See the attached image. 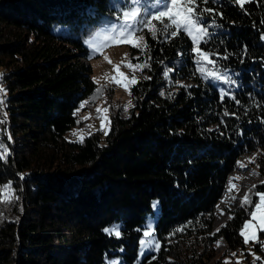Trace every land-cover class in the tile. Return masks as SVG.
<instances>
[{"label":"trees","instance_id":"obj_1","mask_svg":"<svg viewBox=\"0 0 264 264\" xmlns=\"http://www.w3.org/2000/svg\"><path fill=\"white\" fill-rule=\"evenodd\" d=\"M130 3L0 0V110L8 131L1 126L8 151L0 148V185L14 190L10 201L0 198V264H223L244 247L240 230L264 179L249 188L253 204H239L215 228L213 209L242 153L255 151L264 175V0H196L197 12L213 10L200 18L207 35L198 45L158 21L155 38L137 25L144 41L130 45L127 59L139 76L120 106L115 85L91 77L83 41ZM156 3L141 0L139 19ZM194 46L214 62L201 58L206 73L231 82L205 78ZM101 97L109 109L103 129L83 116ZM154 202L160 249L137 261ZM115 225L119 237L104 231ZM219 238L225 248L217 254ZM253 247L262 254L245 250V264H264V246Z\"/></svg>","mask_w":264,"mask_h":264},{"label":"rangeland","instance_id":"obj_2","mask_svg":"<svg viewBox=\"0 0 264 264\" xmlns=\"http://www.w3.org/2000/svg\"><path fill=\"white\" fill-rule=\"evenodd\" d=\"M246 0H242L244 2ZM241 2V3H242ZM120 19H117L115 21H112L107 24L100 25L97 27L94 32L91 35H88L84 39V44L87 47V60L91 65L92 72H91V77L98 83L101 84H114L115 85V92H114V97L119 100L118 105L120 106H126L129 101H130V95L129 91L125 90L124 87H121L119 84L114 83L112 81V77L116 76L118 77L119 81L123 84H127L128 89L133 82L135 81L136 78L139 76V72L136 70V65L132 64V67L129 68L126 65L130 63V61L127 59L129 50H130V45L129 43H122L119 45H112V46H107L104 47L100 52H96L95 54L93 53L92 48L89 46V41H92L94 37H96V34L102 31H105L109 28H111L114 24H119ZM138 28V26H137ZM143 37L144 38V33L142 32H135L130 39L133 41V43H138L141 44L143 43L144 39L141 41L138 39V37ZM125 54L126 58H125ZM105 57L108 59L106 60ZM86 60V61H87ZM108 60L111 61V63L108 62ZM115 65H120L119 72L114 71V66ZM122 74V75H121ZM2 93V92H1ZM100 109L101 112L97 113V109ZM104 109H108V104L106 102V97H101L96 99L93 103L89 104L86 109L83 110V116L87 119V122L89 125L93 128L96 127H101L102 124V119H103V124L104 127L106 128L108 125V115H109V109L107 111H104ZM5 116L1 115L0 113V122H2V126L6 130V134L8 133L7 131V126L5 125ZM0 130H1V125H0ZM83 128L76 129L74 128L73 131H71V134L69 135L70 137H77L80 134L84 133ZM73 133H76L75 135ZM3 150L1 149V152ZM256 156V152H244L242 153L237 160L236 167L229 173L225 188L221 194V198L217 200V202L214 204V219L216 221V225L219 226L220 224L223 223V220L231 215V211L237 207L239 204H241V198L243 195L247 192V190L253 186L256 182H259L264 179V175L260 174L257 165L254 161L252 160L253 157ZM243 164L244 166L241 167L240 165ZM258 173V175H253L252 173ZM239 177V179H235ZM232 181V183L236 186L235 188H232L231 191H229V181ZM232 197H235V199H232ZM259 200V197H258ZM217 205L220 207L217 208ZM222 210H221V209ZM229 212V216L225 211ZM221 211L223 214H221ZM157 209L156 206L154 207L153 213H150L146 217L145 221V227L143 228V232L147 230V226L149 222L152 224V237L156 240V234H155V228L154 224L157 219ZM251 217L249 216L246 220H250ZM245 220V221H246ZM244 221V222H245ZM256 224V227H250L249 229L246 230V234L250 237L248 243L246 244L244 242V247H240L237 251H235V255H228L226 254L223 257V264H225V261H227V264H234V262L237 264V261H239V264H245L246 259L245 255H249L251 258H255L257 256H260L262 254V251L260 249L254 248L253 244L255 242H260L261 246H264V234L261 231V225L258 222H254ZM216 226V227H217ZM143 232L142 235L139 239V241L143 237ZM253 234H255L254 238ZM149 237V238H152ZM147 239V238H145ZM244 239V237H243ZM217 241H220V246L217 247ZM214 248L215 252L218 254L223 251L225 248V243L223 239H217L214 243ZM153 249H144L143 254H141V245L139 243L138 245V253H137V261H139L145 253L151 251ZM245 250L248 251V253H245ZM111 264V263H110Z\"/></svg>","mask_w":264,"mask_h":264},{"label":"snow or ice","instance_id":"obj_3","mask_svg":"<svg viewBox=\"0 0 264 264\" xmlns=\"http://www.w3.org/2000/svg\"><path fill=\"white\" fill-rule=\"evenodd\" d=\"M203 4H207L208 0H201ZM242 0H237V3H241ZM141 7L143 5L141 4V0H131L130 5H126L120 12V16L118 19H120L119 24H114L111 28L99 32L96 34V37L92 41H89V46L92 48L93 53L100 52L104 47L112 46V45H119L122 43H129L132 44L133 47H140V44L133 43V41L130 39L134 35V33L138 30H142L137 28V25H142L143 28H147L149 33L155 38L156 36V24L153 23V21H158L161 24H164L165 30L168 28H173L174 30L171 32V36L175 37L180 34L181 31L186 33L193 42V45H198L199 40L202 36L207 35V29L203 26L201 23V17L204 12H212V9L209 8H203L200 12H197L196 9L199 7V5L196 3V0H167L165 3V0H157V3L155 5H152L153 8L158 9L157 11L148 12L147 8H145L143 15L147 17L146 19H139V17L142 15L141 13ZM167 21V23H165ZM139 40H143L144 38L138 37ZM146 47V45H145ZM192 52L196 55V64H197V70L205 76V78H208L209 76L215 78V79H224L226 82H231L227 76H219L215 72H207L204 67H201V58L207 59V53H205L202 49H200L198 46H194L192 48ZM125 54V58H126ZM226 58V57H225ZM107 60L108 58L105 57ZM109 63H111L110 60H108ZM207 63H214L211 59H207ZM127 67L131 68L132 65L129 63L126 65ZM143 67H148L147 63L143 65ZM120 65L114 66V71L119 72ZM122 75V74H121ZM146 79L148 77H145ZM112 81L114 83L119 84L121 87H124L125 90L128 89L127 84H123L119 81L118 77L113 76ZM131 82H135L134 80ZM2 91V89H0ZM102 92L101 88L96 89V93L100 94ZM225 95L224 92H221V96L223 97ZM234 99V97H233ZM238 102V101H237ZM83 107V105H81ZM108 109H104V111H107ZM127 110V107L125 108ZM101 110L98 108L97 113L99 117V113ZM227 114V113H225ZM103 119L101 128L103 129ZM74 135L76 133H73ZM106 134V133H105ZM82 142V137H81ZM0 148L4 149V154H7V148L0 144ZM0 158H3V156H0ZM255 157L252 158L254 161ZM241 167L244 165L241 164ZM253 175H258V173L253 172ZM239 179V177L235 178ZM236 186L232 183V181H229V191L232 190V188H235ZM253 188L256 186L253 185ZM251 189H249L248 192H246L243 197L241 198V205L246 204H253L252 198H251ZM256 195L259 197V200L254 204L252 211L249 213L251 219L246 220L240 230V235L244 237V242L247 244L249 241V236L246 234V230L250 227H256V224L254 222H258L261 225V230H264V192L256 193ZM0 198H2L5 201H10L12 198H14V190L12 189L11 182L5 185H0ZM232 199H235V197H232ZM155 202L153 203V207H155ZM219 208V205H217ZM221 214L223 212L221 211ZM233 217L229 216V219H232ZM226 225H222L221 227H224ZM106 233L109 235L115 234L117 237L120 236L119 232V225L113 226L111 229L106 228L104 229ZM139 231V229H138ZM177 231H183V229H178ZM219 231V228L216 230ZM153 229L152 224L149 222L147 226V230L143 232V237L139 243L141 245V254H143L144 249H154L156 251H159L160 249V243L152 237ZM212 235H215V233H212ZM255 234H253L254 238ZM152 237V238H149ZM220 241H217V247L220 246ZM235 255V253H233ZM155 259V257H153ZM111 264H117V262L113 261ZM225 264H227V261H225ZM237 264H239V261H237ZM255 264V262H254Z\"/></svg>","mask_w":264,"mask_h":264},{"label":"bare ground","instance_id":"obj_4","mask_svg":"<svg viewBox=\"0 0 264 264\" xmlns=\"http://www.w3.org/2000/svg\"><path fill=\"white\" fill-rule=\"evenodd\" d=\"M0 96L1 97H4L5 95L3 94V93H1L0 92ZM2 115H4L5 117H6V114L4 113V111H2ZM4 128V127H3ZM5 134H6V130H5ZM1 151V150H0ZM220 207V206H219ZM218 208V207H217ZM221 209V208H220ZM222 210V209H221ZM225 211V210H224ZM226 212V211H225ZM233 212V211H232ZM227 213V215L229 216V212L227 211L226 212ZM227 218L228 217H226L224 220H223V222H225L226 220H227ZM217 225H216V221L214 220V228L216 227Z\"/></svg>","mask_w":264,"mask_h":264},{"label":"built area","instance_id":"obj_5","mask_svg":"<svg viewBox=\"0 0 264 264\" xmlns=\"http://www.w3.org/2000/svg\"><path fill=\"white\" fill-rule=\"evenodd\" d=\"M1 97V96H0ZM0 113H1V115H2V110H0ZM1 126H2V122H1ZM2 131L5 133V129L3 128V126H2Z\"/></svg>","mask_w":264,"mask_h":264},{"label":"water","instance_id":"obj_6","mask_svg":"<svg viewBox=\"0 0 264 264\" xmlns=\"http://www.w3.org/2000/svg\"><path fill=\"white\" fill-rule=\"evenodd\" d=\"M80 54V52H78Z\"/></svg>","mask_w":264,"mask_h":264}]
</instances>
